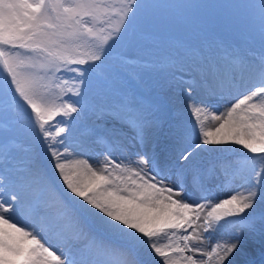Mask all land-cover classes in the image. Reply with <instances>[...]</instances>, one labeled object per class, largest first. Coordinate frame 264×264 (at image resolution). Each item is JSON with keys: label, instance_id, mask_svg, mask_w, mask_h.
I'll list each match as a JSON object with an SVG mask.
<instances>
[{"label": "snow or ice", "instance_id": "1", "mask_svg": "<svg viewBox=\"0 0 264 264\" xmlns=\"http://www.w3.org/2000/svg\"><path fill=\"white\" fill-rule=\"evenodd\" d=\"M0 264H264V0H0Z\"/></svg>", "mask_w": 264, "mask_h": 264}, {"label": "bare ground", "instance_id": "2", "mask_svg": "<svg viewBox=\"0 0 264 264\" xmlns=\"http://www.w3.org/2000/svg\"><path fill=\"white\" fill-rule=\"evenodd\" d=\"M176 105L180 108L181 111L186 112V111H184L183 103H182V101H181L180 99L177 100ZM220 110L223 111V110H224V107H223V109H220ZM204 113L211 114V113H209V112H204ZM200 119H201V118H200ZM204 122H205V121H204ZM205 124H206L207 126H213L214 122L211 120L210 122H205ZM78 158H79V159H87V160L89 161V163H90L92 157L89 156L88 154H81ZM94 158H95V157H94ZM93 166H94V167H99L95 162H94ZM237 195H242V194H237ZM205 250H206V249H205Z\"/></svg>", "mask_w": 264, "mask_h": 264}, {"label": "rangeland", "instance_id": "3", "mask_svg": "<svg viewBox=\"0 0 264 264\" xmlns=\"http://www.w3.org/2000/svg\"><path fill=\"white\" fill-rule=\"evenodd\" d=\"M203 2H224V0H203ZM83 51H87V49H83ZM179 91H180V88H179ZM174 102H175V100H174ZM179 112H180V111H179ZM207 114H208V113H207ZM175 118H176V117H175ZM200 118H201L202 120H204V118H206V116L202 115V116H200ZM58 119H59V118H58ZM176 119H178V118H176ZM237 148H238V146H237ZM102 160H103V159H101V161H102ZM95 162H96V160H95ZM90 163L94 164V161H91ZM20 219H21V221L24 220L23 217H20ZM161 243L166 244V243H168V240H167L166 238H162Z\"/></svg>", "mask_w": 264, "mask_h": 264}]
</instances>
